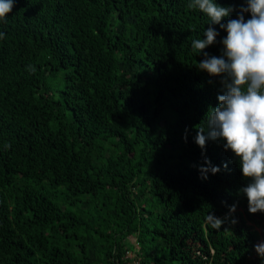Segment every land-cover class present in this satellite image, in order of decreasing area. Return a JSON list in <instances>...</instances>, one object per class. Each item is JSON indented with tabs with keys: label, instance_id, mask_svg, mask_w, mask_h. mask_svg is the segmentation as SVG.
Listing matches in <instances>:
<instances>
[{
	"label": "trees",
	"instance_id": "16d2710c",
	"mask_svg": "<svg viewBox=\"0 0 264 264\" xmlns=\"http://www.w3.org/2000/svg\"><path fill=\"white\" fill-rule=\"evenodd\" d=\"M189 2L17 0L0 21V264H264L238 158L195 143L223 86L192 40L214 27L220 56L227 33Z\"/></svg>",
	"mask_w": 264,
	"mask_h": 264
},
{
	"label": "clouds",
	"instance_id": "9594fccd",
	"mask_svg": "<svg viewBox=\"0 0 264 264\" xmlns=\"http://www.w3.org/2000/svg\"><path fill=\"white\" fill-rule=\"evenodd\" d=\"M16 3L17 0H0V21H7ZM241 3L236 18H231L237 11L235 7L222 6L216 0H190L188 4L190 9L206 15L210 25H219L227 33L219 41L220 56L205 51L220 36L214 27L205 30L206 38L192 40L193 51L204 56L198 68L220 78L223 86V94L217 97L218 106L210 108L207 114V128L196 126L195 143L204 150L209 140L225 142L224 150L234 153L243 177L250 181L240 191L247 197L249 212L255 215L264 213V0H241ZM3 37L0 33V39ZM206 163L209 167L200 168L204 179L209 172L213 175L220 172L210 161ZM231 211H236V205L231 206ZM208 220L217 229L224 223L214 214H209ZM255 250L264 261V241Z\"/></svg>",
	"mask_w": 264,
	"mask_h": 264
},
{
	"label": "rangeland",
	"instance_id": "374dc122",
	"mask_svg": "<svg viewBox=\"0 0 264 264\" xmlns=\"http://www.w3.org/2000/svg\"><path fill=\"white\" fill-rule=\"evenodd\" d=\"M127 244V249H128V253L126 255L127 258L132 259L133 261L137 260V254L139 252V245L137 243V238L136 235H131L127 238L126 241Z\"/></svg>",
	"mask_w": 264,
	"mask_h": 264
}]
</instances>
